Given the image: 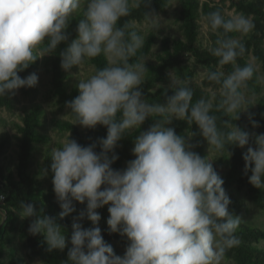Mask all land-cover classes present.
<instances>
[{"label":"clouds","instance_id":"9594fccd","mask_svg":"<svg viewBox=\"0 0 264 264\" xmlns=\"http://www.w3.org/2000/svg\"><path fill=\"white\" fill-rule=\"evenodd\" d=\"M140 3L141 0H0V96L37 86L39 77L35 73L21 78L18 72L37 60L35 53L41 46L47 53H54L68 41L70 21L85 4L77 37L60 54L61 67L65 71L80 68L87 59L101 53L108 64L88 79L79 80V95L66 107L75 125L86 129L104 126L107 136L99 141V153L95 144L85 147L69 138L51 154L53 190L62 209L59 218L76 212L74 202L86 204V209L73 218L69 261L222 264L226 250L239 244L235 231L241 220L229 213L230 198L210 157L201 158L185 137L167 125L174 120L195 123L210 148L217 151L226 144L247 147L244 175L257 189H264V134L250 135L231 124L226 134L220 132L216 117L210 114L211 102L200 99L192 104L193 93L185 87H176L164 104L145 102L141 90L145 64L128 63L142 46L143 37L133 31L125 39V30L117 27L119 20ZM208 24L212 31L222 29L225 35L246 34L252 28L243 15L225 20L219 12L209 14ZM217 45L212 53L220 58V65L235 64L237 55L245 52L244 45L236 39H218ZM42 57L43 54L39 58ZM253 74L250 64L235 67L223 80V72L208 74L209 80L222 85L221 107L226 114L242 107L239 90L247 86ZM177 84L171 74V85ZM148 118L155 123L135 138V159L128 162L126 169L114 170L111 165L118 157L110 159L109 153L125 134L140 129ZM252 124L258 127L255 121ZM5 198L0 194V201ZM105 206L110 214V232L130 242L123 257L105 242L98 226L101 216L97 209ZM15 213L21 219L33 218L29 233L42 234L49 252L65 249L66 235L55 219L38 216L35 205L23 201ZM85 218L93 228H83L81 221Z\"/></svg>","mask_w":264,"mask_h":264},{"label":"trees","instance_id":"16d2710c","mask_svg":"<svg viewBox=\"0 0 264 264\" xmlns=\"http://www.w3.org/2000/svg\"><path fill=\"white\" fill-rule=\"evenodd\" d=\"M174 0H141L140 6L130 9L129 15L122 17L117 27L128 33L136 32L143 37L142 46L136 54L129 58V64L142 62L145 64L146 71L141 84L143 99L149 104H164L166 98L174 94L176 87H185L192 91V104L200 99L210 101L212 109L210 114L216 117V125L220 132L227 133L230 129L228 124L236 125L240 129L251 134H264V0H179L176 22L179 25L180 37L173 38L164 35L161 29L143 32L137 24L148 21L152 14L167 13ZM230 3L231 8L241 13L245 17L253 18L252 30L245 34L240 43L245 47L243 55H237L235 64H219V57L212 53V49L218 47V39H237L240 32L223 34L222 29L212 31L208 24L209 14L219 12L225 20L231 18L226 14V8ZM73 16L67 29L68 41L61 43L54 53H47L43 46L35 53L38 58L23 71L18 72L21 78H26L35 73L39 79H43L45 90L43 95L37 85L32 88H21L9 96H0V123L4 122L1 114L4 111L13 112L18 108L19 96L37 99L43 96L46 101L53 102L57 107V112H66L70 119H62L54 116L52 124L59 132L70 133L73 140L81 146L96 145V152L101 148L99 141L107 136V128L98 125L95 129H86L74 123V117L70 115V109L66 107L79 95L77 85L71 82L68 71L61 67V53L67 48L68 44L77 37V26L79 20L84 18V8ZM205 20L209 28L210 44L207 47L202 45V21ZM47 43V40L45 41ZM43 54L44 57L39 58ZM254 56L261 64V71L250 61ZM190 58L194 59L197 66L207 69L206 76L201 84L192 80L194 73L189 65ZM87 66L92 68L94 75L98 70L107 66L108 61L103 53L95 58L85 61ZM252 65L254 68L253 77L247 82L246 87L239 91L249 96H259L257 100H248L246 107H241L236 113L226 114L221 107L224 97L221 94V83L208 79V74L223 72L224 77L230 75L235 67ZM73 67L71 70L75 69ZM175 70L178 77L182 80L177 85H171V71ZM215 91V94H213ZM25 113L21 118V123H16L17 135L12 136L4 133L0 138V194L6 196L0 204V209L4 212V218H0V264H25L21 258L12 257L8 263L5 261L7 247L13 241V234L19 231L20 237L24 240V247L28 249V257L31 259L39 258L44 264H71L68 257V250L72 245L67 244L64 250H54L49 252L47 244L44 242L42 234L33 236L29 233V227L33 218L23 219L20 223V216L15 212L19 210L20 203H32L35 205L37 214L40 217L48 216L56 220L65 234H72L71 217L59 218L62 211L56 194L53 190V183L47 190L39 189L37 180L30 169L33 164L34 154L43 145L51 142V137L46 133L47 115L41 103H35L30 107H25ZM240 114V115H239ZM239 115V119L236 117ZM119 119V114L118 117ZM159 119L160 117H156ZM255 121L258 127H253ZM155 120L148 118L140 129L132 130L118 142L109 158L113 155L118 157L113 163L114 170L122 171L126 169L127 163L133 159V149L135 138L144 131H147ZM169 126V125H167ZM173 128L177 135L185 137L192 144L195 151L201 158H208L209 153L205 147V138L200 133L199 127L193 123L189 125L187 120H174ZM14 137V138H13ZM190 137V138H189ZM16 141L17 150L16 169H12L5 161L10 147ZM247 147L240 148L233 145H225L221 150L222 156L219 158L220 164L213 162L214 170L223 179V187L230 198L229 213H236L242 208V202L235 196V191H244L250 201L261 209H264V189H257L249 183L248 177L244 175L245 161L243 159ZM53 150L47 149L45 156L46 169L51 173V154ZM227 164V170L223 166ZM249 176L251 173L249 172ZM76 212L72 214L78 217L80 212L86 209V204L81 205L74 202ZM101 216V232L105 242L112 246L117 256L123 257L129 246L127 237L119 233H111L107 224L109 218L108 206L97 209ZM233 216V215H232ZM81 223L86 229L92 228V222L85 218ZM235 236L239 244L227 249L225 256L234 260L236 264H264V249L257 244L264 241V229L245 224L240 221L235 231ZM115 242L122 246L124 251L115 247Z\"/></svg>","mask_w":264,"mask_h":264},{"label":"rangeland","instance_id":"374dc122","mask_svg":"<svg viewBox=\"0 0 264 264\" xmlns=\"http://www.w3.org/2000/svg\"><path fill=\"white\" fill-rule=\"evenodd\" d=\"M205 1V0H201ZM178 3L179 0H174L171 6L168 9L167 13H160V14H152L148 21L144 22L143 24H137V26L145 33L150 32L151 30L155 29H161L164 32V35H170L173 38L180 37V29L179 25L176 22L177 17V10H178ZM230 3H228V6L226 8V14L230 17H234L237 15H242L241 13L236 12L235 8H231ZM85 6V4H82V7ZM245 17V16H244ZM252 27H253V18L252 17H246ZM252 28L250 29V31ZM249 31V32H250ZM248 32V33H249ZM247 34V33H246ZM245 34L240 33L239 37H237L236 40H241ZM210 44L209 40V28L205 22V20L202 21V45L204 47H207ZM250 61L261 71V64L257 62L254 56L250 57ZM189 65L192 69V72L194 73V77L192 78L193 81L196 83L201 84L204 80L207 69L202 66H197L194 62L193 58H190ZM92 68L90 66H87L84 62L83 65L78 68L76 67L73 70L68 71L69 78L71 82L75 83L79 80H85L88 79L90 76H92ZM171 74L175 77V79L178 81V83L182 80L181 77H178L175 70L171 71ZM144 78V76H143ZM40 87L41 93L43 95V92L45 90L44 81L41 77V79L38 80V84ZM213 94H215V91H213ZM264 95V77H263V93ZM243 100H242V107L245 108L248 100H257L259 96H249L246 93L243 94ZM20 103L17 109H15L13 112L4 111L1 114V117L4 119L3 123H0V138L4 133H9L12 136L17 135V131L15 128L16 123H21V118L25 113V107H30L31 105L35 103H41L46 111L47 115V128L46 133L50 135L51 142L48 145L41 146L38 151L34 154L33 157V164L31 166V173L37 180V185L39 189L41 190H47L50 185L52 184V177L50 176L49 172H45L46 164H45V156L48 148H51L52 150H55L62 146L63 142L67 139H72L70 133H62L59 132L56 128H54L52 124V119L55 115L57 117L62 119H70V116L66 112L58 113L57 107L53 102L46 101L43 96H39L37 99L32 100L30 98H24L22 96H19ZM169 127L173 128V122ZM14 138V137H13ZM73 140V139H72ZM251 143V141H250ZM205 147L209 153V156L211 160L217 162L220 164L219 158L222 156V152L217 151L214 147L210 148V145L204 140ZM16 150L17 145L16 141L13 139V145L10 147L9 152L7 156L5 157V161L7 162L8 166L12 169H16L17 164V158H16ZM128 165V163H127ZM225 171L227 170V164L223 166ZM234 196L242 202V208L236 212L231 213L234 217H238L241 222L245 224H251L258 226L262 229H264V209L259 208L255 204H253L250 199L248 198L247 194L244 191H235ZM3 201H0V204ZM110 215V214H109ZM74 218V216H69ZM0 218H4V212L0 209ZM23 221L20 217V223ZM83 228L86 229V227L82 224ZM101 228V224L99 222L98 225ZM94 225H92V228ZM65 234V233H64ZM67 244L71 245V235L72 234H65ZM260 248L264 249V241H261L257 244ZM115 247L124 251L121 245H119L117 242H115ZM125 252V251H124ZM12 257L21 258L25 261V264H44L39 258L37 259H31L28 257V249L24 247V240L20 237L19 231L15 232L13 234V241L12 243L7 247V253L5 256V261L8 263ZM222 264H236L234 260L228 259L225 255L222 260Z\"/></svg>","mask_w":264,"mask_h":264}]
</instances>
